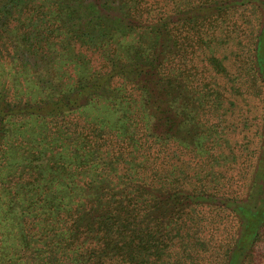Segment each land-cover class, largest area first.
Listing matches in <instances>:
<instances>
[{
	"label": "trees",
	"instance_id": "1",
	"mask_svg": "<svg viewBox=\"0 0 264 264\" xmlns=\"http://www.w3.org/2000/svg\"><path fill=\"white\" fill-rule=\"evenodd\" d=\"M134 2L54 0L48 20L52 29H39L38 23H32L34 0H0V40L9 44L12 61L32 72L38 88L36 98L28 102H0V152L9 118L58 120L95 101L116 108V130H93L84 136L73 133L76 147L86 149L85 154L76 157V148L73 157H68L71 162H61L37 148L23 157L20 177L8 176L12 186L0 188V264H167L181 229L177 226L183 207L208 200L159 184L150 155L129 157L132 152L140 153L142 138L136 119L144 124L145 137L154 145L193 140L186 122L189 117L175 108L177 96L185 104L189 93L166 72L174 39L169 27L173 18L145 23L132 10ZM27 11L31 12L26 14L30 17L26 25L13 27ZM257 39L256 56L264 74V30ZM74 45L101 50L109 72L84 76L83 71L74 84L59 87L60 57L68 55ZM117 78L128 83L130 95L114 87L112 81ZM121 106L126 107L122 116ZM105 135L114 144L120 143L115 154L109 150L110 157L104 150ZM136 161L135 167L149 170L150 177L131 169L122 171ZM116 167L122 169L115 173ZM238 212L244 230L230 264L239 263L262 218L247 205ZM7 242L11 248L15 243L20 258L3 253L2 245Z\"/></svg>",
	"mask_w": 264,
	"mask_h": 264
},
{
	"label": "rangeland",
	"instance_id": "2",
	"mask_svg": "<svg viewBox=\"0 0 264 264\" xmlns=\"http://www.w3.org/2000/svg\"><path fill=\"white\" fill-rule=\"evenodd\" d=\"M134 1L131 8L145 23L173 18L169 27L174 39L166 72L172 74L175 85L189 93L185 104L177 96L175 108L189 117L186 122L192 129L193 140L154 145L145 137L144 124L136 119L138 137L142 138L138 141L140 153L132 152L129 157L142 159L150 155L159 184L208 199L189 209L183 207L177 226L181 229L172 242V258L167 264H230L244 230L238 212L244 205L262 218L238 264H264V74L256 56L257 37L264 30V0ZM53 2L34 0L32 23H38L39 29H52L48 20ZM199 9L208 12L199 14ZM29 12H22L13 27L25 26ZM11 56L9 44L0 40V102L24 103L35 99L38 88L32 72L12 61ZM60 59L59 87L74 84L83 71L87 73L84 76L109 72L99 49L75 46ZM112 84L130 95L128 83L122 79H114ZM124 108L121 106L120 116ZM115 110L108 102L95 101L88 108L58 120L9 118V132L0 152V188L12 186V179L22 175L20 165L31 150H47L61 162H71L68 157H73L76 148V157L85 154L86 149L76 147V135L116 130ZM104 140L106 156L110 157L109 150L115 154L120 143L114 144L106 135ZM138 164L136 161L123 169L116 167L115 173L118 169L142 173V168L135 167ZM143 170V177H150L149 170ZM8 176L12 179L8 180ZM176 232L175 229L174 236ZM2 248L12 258L13 254L15 258L22 256L14 242L12 248L9 242Z\"/></svg>",
	"mask_w": 264,
	"mask_h": 264
}]
</instances>
